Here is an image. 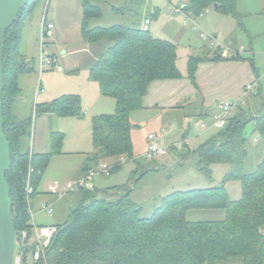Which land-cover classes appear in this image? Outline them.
<instances>
[{
	"label": "trees",
	"instance_id": "obj_1",
	"mask_svg": "<svg viewBox=\"0 0 264 264\" xmlns=\"http://www.w3.org/2000/svg\"><path fill=\"white\" fill-rule=\"evenodd\" d=\"M82 38L89 45L101 46L97 60L90 68V79L98 84L100 93L116 102L114 114H102L93 119L95 153L89 156L81 172L85 176L96 169L100 160L114 159L110 175L122 167L118 161L125 156L135 160L132 182L105 190L81 188V201L70 211L66 221L56 224L57 232L46 250L48 264H264V157L256 170L245 172L248 157V136L245 129L254 125V132L264 138V97L262 110L253 115L243 111L229 117L219 133L208 139L197 150L184 145L169 150L182 161L196 157V169L212 176L215 164L230 166L221 185L203 189L174 191L161 199L151 217H142L143 207L135 203L132 191L152 165L149 159L135 158L132 138L134 125L130 113L143 110L149 86L158 80L183 78L177 67V47L173 42L155 38L149 28L133 24V19H158L160 10L148 14L149 0H124L123 7L112 6L114 14L127 15L129 24L110 27H91L101 19V4L112 0H80ZM187 11L198 16L214 7L223 15L232 16L242 27L245 14L239 10V0H182ZM47 0H29L20 11L16 22L7 30L4 49V90L2 108L3 131L10 144L11 166L6 178L11 191V214L17 235L29 230L25 195L29 165L33 167L34 195L39 193L42 176L51 158L60 153L64 136L50 135V152H33L31 162L25 141L30 137L32 117L20 118L15 105L21 94V77L35 72L23 54V38L33 13L43 10ZM42 7V8H41ZM48 12V8H47ZM211 54V53H209ZM240 60L242 56L228 57ZM223 59L218 49L212 56L191 57L187 62V76L195 78L201 61ZM34 61V59H32ZM35 62V61H34ZM37 115L83 117L80 100L62 96L52 103L36 104ZM151 164V162H148ZM145 165L143 168L140 166ZM148 166V167H147ZM140 175L137 178V175ZM109 175V176H110ZM240 181L242 196L232 200L227 191L229 182ZM194 210H223L225 218L219 221H189Z\"/></svg>",
	"mask_w": 264,
	"mask_h": 264
},
{
	"label": "rangeland",
	"instance_id": "obj_2",
	"mask_svg": "<svg viewBox=\"0 0 264 264\" xmlns=\"http://www.w3.org/2000/svg\"><path fill=\"white\" fill-rule=\"evenodd\" d=\"M182 2V0H149L146 10L148 14L155 8L160 10V17L157 20H152L150 33L155 38L180 45L178 66L184 70L190 51L187 46L190 36L193 34V40L198 46L207 42L200 37V33L206 31L205 28L193 30L192 24H183L182 15L175 13V8L179 7ZM109 3L101 4L103 16L101 19L92 21L91 27H110L130 23V17L114 14L112 10V6L123 7L124 0H112ZM47 6V20L55 25V34L47 44V50L50 53H48L49 56L56 54L59 59L55 66L52 65L48 71L40 73V43L38 40L41 34L43 10L38 8L29 19L22 47L23 54L27 55V63L35 67L36 70L34 73L21 77L22 91L15 105V112L20 118L32 117L30 137L25 141L27 150L32 147L34 152L48 153L51 149V133L59 132L64 136L60 153L51 158L42 176L39 187L40 194L34 198L33 210L35 213L40 210L41 200L53 201L52 197H48L51 196L47 194L48 188L55 185L63 187L76 180L80 176L87 158L95 153L93 119L102 114H114L117 109L115 100L103 96L98 84L90 79V68L101 51H104L109 44L101 43V46L105 45V48L101 49L100 45H89L83 40L81 1L49 0ZM239 10L245 14L242 27L236 22L235 29L232 30L233 33L227 34L228 28L226 25H222L227 31L222 35L225 37L230 35L229 39L243 45L247 49L246 51H250V54L246 56H253L257 63L261 77L260 94L264 97V0H239ZM211 12H215L214 7L207 8L205 11L206 15ZM143 20L144 17H141L132 21L133 24L140 25ZM219 41L228 42L222 36ZM58 67H61L63 71L59 72ZM62 96L77 97L81 103L83 117L72 115L58 117L47 114L40 116L36 114V104L52 103ZM237 108L238 110L235 109L233 115L241 111L246 115L258 114L262 110V101L259 96H256V91H250ZM130 116H132L131 121L135 126L133 141L136 153H141L146 148V143H149L148 140L146 141L148 133L154 132L159 141L168 134L162 131L159 120L156 118L157 113L133 111ZM207 123L211 124L210 120ZM166 129L169 131L168 127ZM221 129L219 126L208 127L206 130L201 127L193 128L188 147L193 151L199 149L208 139L217 135ZM245 134L249 138L247 143L249 154L245 160V172L252 173L264 157V138L259 132H254L252 123L247 125ZM135 158L142 159L143 157L135 156ZM114 161L116 160H100L98 167L107 165L111 168ZM118 161L120 164L123 163L119 170L110 176L97 175L93 182L90 181L87 184V187L105 190L116 186L130 185L133 180L132 172L135 170V160L122 156ZM195 161L196 157L193 156L182 161L170 150L163 156L149 159V162H154L153 167L140 181L135 182L131 195L132 200L143 207L142 217H151L154 210L160 205L161 199L168 194L174 191L219 186L230 171L229 165L215 164L211 167L212 176L207 177L196 169ZM144 166L141 165L140 168ZM139 176L138 174L137 178ZM226 188L232 200L241 198L242 184L240 181L229 182ZM80 201L81 195L77 190H74L56 202L54 215L36 214V221L46 225L63 223L67 220L70 211L76 208ZM224 218L223 210H194L187 216L189 221H219Z\"/></svg>",
	"mask_w": 264,
	"mask_h": 264
},
{
	"label": "crops",
	"instance_id": "obj_3",
	"mask_svg": "<svg viewBox=\"0 0 264 264\" xmlns=\"http://www.w3.org/2000/svg\"><path fill=\"white\" fill-rule=\"evenodd\" d=\"M182 19L183 24H185L183 16ZM197 22L202 29L205 28V30L208 31L207 33L214 35L218 40L220 36H222V38H226V42L228 41L226 44H230L231 47L235 50L242 48V52L240 53L242 59L232 60L228 57H224L222 54L223 59L219 61H201L197 65L195 78L192 81L187 76L188 60L191 57L201 56L203 54L206 56H212L216 49L213 48V50L212 47L207 43L198 46L196 42H194V36L192 34L187 43L190 51L186 58V66L183 70L178 66L180 45H177L173 42L177 47L176 64L179 71L183 75V78L176 80H158L152 82L149 86L147 96L144 99L145 108L143 110H138L157 113L156 118H158L159 120L162 131L165 134L168 133L164 136L163 139H161V141L158 140V136L156 135L157 143H159L163 147L170 148L178 142H184V145L189 148V140L193 128L195 129V127H201L202 129L206 130L208 127H218L215 123L214 118L219 113L220 105L223 104V102L231 101L235 104L232 111L233 116L235 109L238 110V104H240L243 101V98H245L250 92L249 90H247V86L249 84H254L256 86V89L254 90L256 91V93L261 90V77L260 71L257 68V63L254 60L253 56H246L250 54V51H246L247 49L244 48L243 45H240L235 41L229 39L230 35H227V37L222 35L227 31V34H229V32L230 34L233 33L232 30L235 29V23L237 22L236 19L232 16L223 15L220 12L215 11L209 13L208 15H206L205 13V16L199 18ZM143 23L144 20L141 24ZM151 23L152 21L150 22V25ZM222 25H226V28H228V30L226 31L225 27H223ZM54 55L58 57V55ZM58 59L59 57L57 58V60ZM131 117L132 116H130V119ZM209 120L211 124L208 125L207 122H209ZM206 126L208 127L206 128ZM166 127L169 128V131H167ZM149 134L155 135L154 132H150L148 133V135ZM147 147L148 144L146 143V148L141 153H136L135 151V156L141 157L146 151ZM148 162L144 164H154V162H151V164H148ZM81 176L82 175L80 174L79 177ZM48 197H52L53 201H50L48 199L41 201H49L53 203L55 207L56 202H58L59 200H57L53 196Z\"/></svg>",
	"mask_w": 264,
	"mask_h": 264
},
{
	"label": "built area",
	"instance_id": "obj_4",
	"mask_svg": "<svg viewBox=\"0 0 264 264\" xmlns=\"http://www.w3.org/2000/svg\"><path fill=\"white\" fill-rule=\"evenodd\" d=\"M48 1L45 8L43 9V16L41 22L40 30V56H39V70L40 73H44L49 70L50 66H55L57 56H49V51L47 50V44L54 36L55 25L47 20V8ZM186 2H182L179 7L175 8V13H180L184 18V23L186 25L192 24L194 30H200L201 27L198 25L197 20L205 16V11L200 13L198 16H193L187 10ZM150 21L145 20L142 24V29L147 30L149 28ZM200 37L203 41L207 42L214 49H218L222 52L224 57H235L242 52L241 49H234L230 44L220 42L214 35L209 34L205 31L200 33ZM49 53V54H48ZM57 70L62 72L63 69L58 67ZM256 86L254 84H249L247 90L254 91ZM235 104L231 101H225L220 105V111L215 116V123L217 126L222 127L225 124L224 121L232 115V111ZM226 123V122H225ZM148 147L144 154L142 155L146 159H153L155 157L163 156L169 150V147H163L156 141V135L149 134L147 137ZM177 148H182L184 142H178L175 144ZM34 150L29 151V161L31 162ZM123 164V163H122ZM112 168V167H111ZM111 168L107 165H102L96 169L90 170L85 176L79 177L77 180L69 182L65 186L55 185L48 188V194L55 197L57 200L64 198L67 194L73 192L74 190H79L81 188L87 187V184L93 180L97 175L109 176ZM32 173L33 167L29 165L26 185H25V195L27 202V213L29 217V230H22L18 235L16 233V250L14 256V264H48L46 260V250L51 243L53 236L57 232L56 224L46 225L43 223H38L36 221V214H45L52 216L55 213V207L53 203L49 201H43L40 203V210L35 213L34 207V187L32 185Z\"/></svg>",
	"mask_w": 264,
	"mask_h": 264
},
{
	"label": "water",
	"instance_id": "obj_5",
	"mask_svg": "<svg viewBox=\"0 0 264 264\" xmlns=\"http://www.w3.org/2000/svg\"><path fill=\"white\" fill-rule=\"evenodd\" d=\"M29 0H0V264H14L16 231L11 214V191L6 173L11 166L10 144L3 131L4 49L7 30ZM217 7V4L214 5Z\"/></svg>",
	"mask_w": 264,
	"mask_h": 264
}]
</instances>
